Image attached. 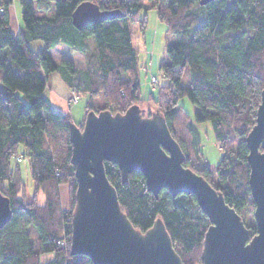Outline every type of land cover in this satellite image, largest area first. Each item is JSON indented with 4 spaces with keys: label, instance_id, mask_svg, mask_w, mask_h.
Masks as SVG:
<instances>
[{
    "label": "trees",
    "instance_id": "obj_1",
    "mask_svg": "<svg viewBox=\"0 0 264 264\" xmlns=\"http://www.w3.org/2000/svg\"><path fill=\"white\" fill-rule=\"evenodd\" d=\"M83 2L121 16L78 30L71 15ZM15 4L20 6L16 35L9 17ZM142 8L134 0H0V193L9 199L12 211L10 221L0 228V264H92L84 255L70 254L76 189L70 164L73 121L52 110L42 96L46 78L53 72L89 99L102 96L105 107L96 110L87 105L85 115L91 110L122 114L137 105L143 116L154 111L163 116L184 154L183 166L222 194L241 217L249 239L255 234L245 138L255 124L264 89V0H212L205 5L199 0H148L147 8L154 9L166 33L179 39L165 47L169 62L158 70L166 83L149 95L147 103L140 97L128 28L139 23L145 29V14L139 17ZM36 39L43 42L38 53L28 45ZM90 40L94 47L88 53ZM59 44L88 55L81 75L67 61L54 63L49 51ZM185 72L190 82L186 87L181 85ZM182 98L196 108L192 120L179 104ZM192 121L211 126L221 151L214 169L205 163ZM18 156L28 160L34 191L43 196L41 203L38 195L29 201L19 196L22 178L18 165L12 164ZM104 169L135 229L143 233L159 218L182 263L201 264L209 221L193 195L172 197L163 189L155 198L139 172L122 183L116 165L104 162ZM64 184L69 185L71 196L68 209L61 210L57 187ZM45 254L53 257L41 263Z\"/></svg>",
    "mask_w": 264,
    "mask_h": 264
},
{
    "label": "water",
    "instance_id": "obj_2",
    "mask_svg": "<svg viewBox=\"0 0 264 264\" xmlns=\"http://www.w3.org/2000/svg\"><path fill=\"white\" fill-rule=\"evenodd\" d=\"M210 1L199 0V4ZM120 16L118 11H101L94 3L83 2L72 12L71 23L81 30L89 23ZM69 141L76 181L71 255H84L92 264H183L159 218L143 233L132 226L106 178L104 162H108L118 167L122 183L139 172L155 198L163 189L172 197L194 196L209 221L201 264H264V89L255 124L245 138L248 186L255 205V234L250 239L241 217L222 194L183 166L184 154L156 111L143 116L137 105L122 114L91 110L81 126H69ZM11 216L10 201L0 193V228Z\"/></svg>",
    "mask_w": 264,
    "mask_h": 264
},
{
    "label": "rangeland",
    "instance_id": "obj_3",
    "mask_svg": "<svg viewBox=\"0 0 264 264\" xmlns=\"http://www.w3.org/2000/svg\"><path fill=\"white\" fill-rule=\"evenodd\" d=\"M138 2L143 8L140 11L139 17L141 18L145 14L146 27L141 30L139 23L129 24V33L131 37L132 47L135 51L136 63H137V76L138 83L140 85L141 94L140 97L144 103L149 101V95L156 94L157 88L166 83V79L162 77L158 67L161 64L169 62L165 47L167 45H173L178 41V37L175 35L167 34L166 28L161 23L155 14L154 9L147 8L148 0H134ZM198 2V0H196ZM11 30L14 35L19 31V18H20V6L15 4L11 6ZM51 15V12L48 14ZM21 27V26H20ZM29 48L34 53H38L43 48V42L40 39L29 42ZM90 53L94 47L92 41H89ZM54 63L60 65L61 62H69L76 71L81 75L84 72L85 64L88 59V55L74 52L67 46L59 44L55 48L49 51ZM46 88L44 90L43 98L46 102L62 108L61 104H64L66 108L59 112L62 115L70 117L74 124L81 126L85 118V109L87 105L94 109H102L105 107L102 96H98L94 99H89L87 93L78 92L72 88H69L61 79L58 72H53L46 78ZM189 76L185 72L181 85L189 86ZM48 103V105H49ZM183 107L188 117L192 120L196 108L189 102L187 98H182L179 102ZM50 106V105H49ZM149 106V105H148ZM51 107V106H50ZM193 125L196 130V138L201 153L204 156L205 163L210 169H214L221 159V151L218 144L214 140L213 132L209 122L195 123ZM21 146L18 148V153H22ZM18 165V170L22 178L23 189L19 195L26 200H32L37 196V202L43 201V196L40 192H35L32 181L30 179L29 163L26 157L18 156L12 160V164ZM57 195L61 210H66L70 203L69 185H58ZM250 219V217L245 218ZM253 220V216H252ZM254 222V220H253ZM255 225V223H254ZM30 237L33 238L30 233ZM51 254H45L40 257V262L45 263L52 259Z\"/></svg>",
    "mask_w": 264,
    "mask_h": 264
},
{
    "label": "crops",
    "instance_id": "obj_4",
    "mask_svg": "<svg viewBox=\"0 0 264 264\" xmlns=\"http://www.w3.org/2000/svg\"><path fill=\"white\" fill-rule=\"evenodd\" d=\"M11 9V8H10ZM9 17H10V28H11V14H10V11H9ZM19 22V21H18ZM12 31V30H11ZM44 95V94H43ZM42 95V96H43ZM49 103V102H48ZM49 105L51 106V108H52V110H54V111H56V112H62L65 108H66V106L64 105V104H61V109L60 108H58L57 106H53L52 104H50L49 103ZM64 108V109H63ZM68 108V107H67ZM66 108V109H67Z\"/></svg>",
    "mask_w": 264,
    "mask_h": 264
}]
</instances>
